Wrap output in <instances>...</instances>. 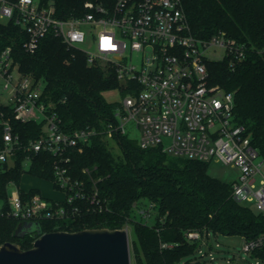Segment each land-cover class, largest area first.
Instances as JSON below:
<instances>
[{"label":"built area","instance_id":"obj_1","mask_svg":"<svg viewBox=\"0 0 264 264\" xmlns=\"http://www.w3.org/2000/svg\"><path fill=\"white\" fill-rule=\"evenodd\" d=\"M82 8V15L59 19L54 0H0V21L21 29L24 53L35 54L43 39L52 34L68 49L83 53L88 66H98L120 85L115 89L120 99L105 127L65 132L53 104L42 99V83L20 75L11 47L1 51L0 95H5L6 103L0 104L11 108L17 121L42 123V133L27 149L54 158L53 179L45 181L63 198H47L34 187L24 190L21 181L1 183L23 146L9 119L1 114L0 219L21 224L67 220L78 215L76 203L86 201L101 211L96 190L87 191L84 182L70 176L67 153H81L97 135L107 139L126 136L129 128L136 131L141 149L158 147L188 160H214L236 168L238 179L231 182L234 199L264 213V158L235 119L234 94L210 85L205 65L206 60L226 59L234 66L245 58L246 47L224 32L209 39L194 37L180 0H114L110 8L86 1ZM29 166L27 157L24 174ZM82 172L88 174L86 168ZM32 190L36 192L31 194ZM153 207L149 204L141 216L150 217ZM123 228L128 232V226ZM186 238L200 240L201 236L189 232ZM262 243L261 238L245 242L243 251L250 254Z\"/></svg>","mask_w":264,"mask_h":264},{"label":"trees","instance_id":"obj_2","mask_svg":"<svg viewBox=\"0 0 264 264\" xmlns=\"http://www.w3.org/2000/svg\"><path fill=\"white\" fill-rule=\"evenodd\" d=\"M55 16L68 19L82 15L83 4L91 1L110 8L114 0H54ZM191 33L209 39L218 32L246 47L245 58L230 66L206 60L207 80L235 99L234 114L245 127L252 146L264 158V0H180ZM23 34L13 23L0 24V53L11 47L19 71L42 80V99L52 103L61 129L70 132L85 126L101 129L113 118L115 104L103 93L120 87L115 78L98 66H88L83 53L68 49L59 38L46 36L33 55L21 49ZM1 114L9 119L12 132L23 146L15 153V166L1 177V183L19 184L25 173L41 180H52L54 158L45 152L33 153L27 144L42 133V123H22L14 119L11 108L0 104ZM0 125V148L2 147ZM120 154L114 155L110 142ZM69 174L84 182L86 190H96L99 211L89 201L77 202L78 215L62 221L35 222L41 234L85 229H121L131 226L135 241L130 252L135 264H203L196 258L201 241L209 235L240 236L244 242L264 240V213L253 212L232 195L231 183H224L207 172L208 162L188 160L163 152L158 147L141 149L124 135L107 139L95 136L79 153H68ZM86 168L88 174L82 170ZM36 192L32 190L30 193ZM153 204L156 214L151 225L135 222L132 212L141 202ZM21 223L0 219V245L15 243L22 250L32 247L37 232L15 237ZM34 224V223H32ZM198 232L200 240H188L186 234ZM163 244L171 247H162ZM209 248H211L209 246ZM264 263V243L250 253Z\"/></svg>","mask_w":264,"mask_h":264},{"label":"water","instance_id":"obj_3","mask_svg":"<svg viewBox=\"0 0 264 264\" xmlns=\"http://www.w3.org/2000/svg\"><path fill=\"white\" fill-rule=\"evenodd\" d=\"M35 231L40 236L28 250L11 242L1 244L0 264H131L125 228L41 234L37 223H23L14 236L22 238Z\"/></svg>","mask_w":264,"mask_h":264},{"label":"rangeland","instance_id":"obj_4","mask_svg":"<svg viewBox=\"0 0 264 264\" xmlns=\"http://www.w3.org/2000/svg\"><path fill=\"white\" fill-rule=\"evenodd\" d=\"M1 25H5L6 22L0 21ZM220 56H213L211 58H219ZM21 76L23 75L20 72ZM32 77V76H31ZM39 83H42V87L44 88V83L42 80H39ZM104 99L107 102L115 103L120 99V95L117 90H110L103 93ZM6 98L4 94L0 95L1 103H6ZM137 133L133 129L129 128L126 133V137L129 140L136 142ZM110 145L113 148V154L119 155L120 151L115 144V142L111 141ZM207 172L208 174L216 178L217 180L224 183L235 182L238 179V170L230 165H224L220 162H216L214 160L208 162L207 164ZM21 188L28 189L29 187H34L39 189L41 194L47 198L51 199H61L63 198V194L61 192L55 191L51 185L45 180H39L33 178L27 174H24L21 179ZM247 207H249L253 212L257 213L256 209L253 205L244 203ZM149 204L145 201L141 202L138 208H135L132 212L131 219L135 222H141L143 224L151 225L155 222L156 214L154 210L150 211V217H142L140 212L144 210H148ZM128 234H129V242L135 241L134 230L131 226H128ZM244 240L240 236H225V235H217L214 236L212 234L209 235V239L204 238L201 241L200 254L196 253V258L199 261L203 262V264H264L259 260L250 256V254L245 253L243 251ZM209 246L211 248H209ZM131 253V252H130ZM131 264H135L133 262V258L131 256Z\"/></svg>","mask_w":264,"mask_h":264}]
</instances>
